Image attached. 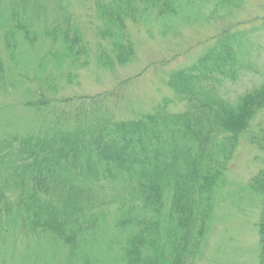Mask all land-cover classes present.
<instances>
[{"label":"trees","instance_id":"obj_1","mask_svg":"<svg viewBox=\"0 0 264 264\" xmlns=\"http://www.w3.org/2000/svg\"><path fill=\"white\" fill-rule=\"evenodd\" d=\"M213 1L222 8L241 3ZM96 6L99 34L109 40L106 47L100 45L96 62L112 73L136 56L128 22L138 23L152 11L160 16L177 12L176 0H113ZM61 20L54 30V26L47 29L54 36L61 34L63 49L49 54L57 61L89 65L91 49L81 28L67 20L62 29ZM229 29L191 65L170 73L166 83L183 103L182 111L170 112L168 106L174 101L164 98L151 113L120 119L107 110L108 99L103 102L92 96L88 98L93 110L60 112L55 108L59 102L75 103L72 98L55 96L60 89L56 77L45 79L24 103L40 112V124L22 136L8 135L4 145L8 149L2 152L0 147L5 171L0 184L17 194L13 203L17 227L55 238L75 255L81 230L90 226L87 214L103 204L98 196L105 194L101 183L122 180L142 204L124 209L118 223L127 232L124 264H192L240 138L264 109V83L236 102L220 92L225 80L236 78L243 54L241 32ZM12 38L7 35L5 40L14 55ZM8 78L0 55V88L5 89ZM10 82L13 87L24 83ZM251 142L262 151L263 166L249 184L264 193V130ZM1 198L6 201L5 194ZM0 202L2 211L11 207ZM258 234L259 263L264 264V205ZM68 264L74 263L68 259Z\"/></svg>","mask_w":264,"mask_h":264},{"label":"rangeland","instance_id":"obj_2","mask_svg":"<svg viewBox=\"0 0 264 264\" xmlns=\"http://www.w3.org/2000/svg\"><path fill=\"white\" fill-rule=\"evenodd\" d=\"M110 1L113 0H0V55L7 77L11 78L4 81L5 89L0 88L2 152L8 149L4 147L8 135L22 136L40 124V112L24 103L50 77H56L60 85L55 96L72 98L75 103L59 102L55 108L60 112H75L84 107L93 110L94 103L88 98L92 96L103 102L108 99L107 110L120 119L151 113L164 98L174 101L168 106L170 112L182 111L183 103L166 83L170 73L191 65L228 28L230 33L241 32L243 54L236 78L223 83L222 96L236 102L264 83V0H241L231 8H222L213 0H176L175 14L160 16L148 12L138 23L128 22L127 32L136 56L115 73L96 62L100 45L106 47L109 41L99 34L101 21L96 4ZM212 15L214 19L209 18ZM61 18L62 29L67 20L81 28L91 49L89 65L57 61L49 54L63 49L61 34L54 36L52 32L63 21ZM7 35L13 37L14 55L7 50ZM13 80L24 83L13 87ZM109 92L114 94L108 97ZM263 130L264 109L240 138L228 164L226 183L215 196L204 244L197 247L192 264H260L258 223L264 193L254 190L249 183L263 166V153L251 142L253 136L260 138ZM4 175L0 163V179ZM101 184L105 185V194L98 196L103 204L87 214L90 226L81 230V243L75 255L62 242L53 241L55 238L17 227L13 218L17 194L0 184V201L11 206L0 210V264H68V259L74 264H124L122 247L127 232L118 223L128 207L142 204L122 180ZM4 194L6 201L1 198Z\"/></svg>","mask_w":264,"mask_h":264}]
</instances>
